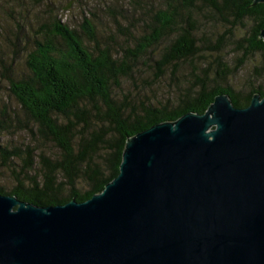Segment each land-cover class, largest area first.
<instances>
[{"label":"trees","instance_id":"16d2710c","mask_svg":"<svg viewBox=\"0 0 264 264\" xmlns=\"http://www.w3.org/2000/svg\"><path fill=\"white\" fill-rule=\"evenodd\" d=\"M162 1L164 7L147 11L146 32L121 54L100 44L88 18L77 30L56 16L25 45L28 74L10 80V91L33 122L29 130L36 144L21 149L0 140L4 181L12 183L10 188L0 183L1 195L43 207L86 202L119 175L130 138L189 113L203 115L220 95L240 109L254 96L264 97V3ZM237 28L244 35L237 36ZM230 47L237 53L232 59ZM257 56L259 63L236 88L234 79ZM141 63L158 79L169 71L178 80L183 64L192 70L186 84L177 83L172 100L139 104V98L118 90ZM11 122L0 120V138ZM47 145L55 155L44 153Z\"/></svg>","mask_w":264,"mask_h":264},{"label":"water","instance_id":"95a60500","mask_svg":"<svg viewBox=\"0 0 264 264\" xmlns=\"http://www.w3.org/2000/svg\"><path fill=\"white\" fill-rule=\"evenodd\" d=\"M0 264H264V97L220 95L130 138L86 202L0 194Z\"/></svg>","mask_w":264,"mask_h":264},{"label":"rangeland","instance_id":"374dc122","mask_svg":"<svg viewBox=\"0 0 264 264\" xmlns=\"http://www.w3.org/2000/svg\"><path fill=\"white\" fill-rule=\"evenodd\" d=\"M161 7H164L162 0H0V120L5 117L12 120L10 127L3 131L1 142L21 149L36 144V138L29 130L33 122L21 110L11 93L10 80L28 74L25 45L29 46L36 38L37 31L50 24L56 16L63 24L77 30L80 29L84 18L92 19L100 44L103 47L110 46L115 54H121L122 48L131 47L135 40L146 32L143 22L150 19L147 17V11L154 13V10ZM50 10L54 13H50ZM222 31L223 29H220V32ZM235 31L237 36H242L245 32L239 28ZM228 50L229 59L237 55L232 52V47ZM154 52V58H157L159 50ZM259 61V56L247 61L233 81L236 88L242 86ZM152 63L151 61L150 64ZM179 70L178 80H174L169 71L162 79H158L154 70L141 63L135 77L123 81L118 94H132L140 99L139 104L170 101L175 98L177 83L186 84L189 81L192 68L190 64H183ZM41 149L47 155L56 154L51 145ZM3 171L4 167L0 165V183L10 188L12 183L4 181Z\"/></svg>","mask_w":264,"mask_h":264}]
</instances>
